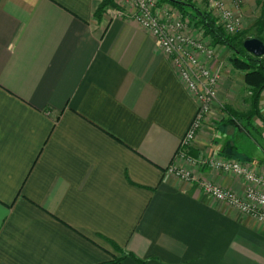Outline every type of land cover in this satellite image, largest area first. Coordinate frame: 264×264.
Returning <instances> with one entry per match:
<instances>
[{
    "label": "crops",
    "instance_id": "obj_1",
    "mask_svg": "<svg viewBox=\"0 0 264 264\" xmlns=\"http://www.w3.org/2000/svg\"><path fill=\"white\" fill-rule=\"evenodd\" d=\"M102 1L0 0V264H264V223L201 185L249 186L201 162L211 158L264 174V88L260 117L244 116L251 90L228 62L196 161L177 158L198 102L131 3L111 0L97 18ZM261 1L232 3L243 27ZM214 48L212 70L233 55Z\"/></svg>",
    "mask_w": 264,
    "mask_h": 264
},
{
    "label": "built area",
    "instance_id": "obj_2",
    "mask_svg": "<svg viewBox=\"0 0 264 264\" xmlns=\"http://www.w3.org/2000/svg\"><path fill=\"white\" fill-rule=\"evenodd\" d=\"M126 1L134 8V18L156 38L160 49L174 65L180 78L198 102L197 113L180 142V146H189L194 139L196 129L210 112L211 101L215 97L219 82V74L205 64L207 59H212L214 56V49L199 38H195L190 30V33L186 30L188 20L181 13L176 19L166 14L157 15L155 6L158 0ZM207 2L211 8L216 9L218 21L227 31H233L236 26L238 27L233 12L227 9L223 1L207 0ZM117 13L120 14L119 11ZM199 55L205 58L201 60ZM176 155H179V158L196 161L181 149H178ZM201 162H207L208 166L219 171L240 176L249 184L239 196L203 180L201 185L205 193L217 201L229 204L255 221L264 223V174L254 173L247 164L233 158L219 157ZM170 171L184 181L195 180V177L182 167L171 166Z\"/></svg>",
    "mask_w": 264,
    "mask_h": 264
},
{
    "label": "trees",
    "instance_id": "obj_3",
    "mask_svg": "<svg viewBox=\"0 0 264 264\" xmlns=\"http://www.w3.org/2000/svg\"><path fill=\"white\" fill-rule=\"evenodd\" d=\"M168 1L177 7L183 15L193 19L196 25H201L204 28V32L211 37L213 44H224L233 51V55L229 59L230 63L233 67L245 72L244 82L251 90V111L244 114V116H259L257 105L259 95L264 88V55L259 57L253 56L244 50L242 43L245 38L240 33L237 35L226 34L221 26L216 23L210 12L206 10H197L190 4L179 0ZM110 4L111 0H103L97 7L95 16L98 18ZM262 6L264 7V0H262ZM263 16L264 15L261 14L260 17L262 18ZM258 32L260 33V30ZM257 37L264 42V38L261 37L260 34L257 35ZM261 119L264 121L263 117H261ZM121 259L122 257L113 260L111 263L120 262Z\"/></svg>",
    "mask_w": 264,
    "mask_h": 264
},
{
    "label": "rangeland",
    "instance_id": "obj_4",
    "mask_svg": "<svg viewBox=\"0 0 264 264\" xmlns=\"http://www.w3.org/2000/svg\"><path fill=\"white\" fill-rule=\"evenodd\" d=\"M181 2H186L188 4H190L191 6L195 7L197 10H206L204 8H202V5H203V1L207 2V0H200L201 2H197L196 0H179ZM223 2H227V0H221ZM235 0H228V4L225 2V6L227 7V9H229L230 11L233 12L235 18L237 19L238 22V27L236 26L235 29L233 31H227L225 29V27L223 25H220L219 21H218V12L216 11V9L214 8H209V10H206L208 12H210V14L212 15V17L215 19L216 23L218 25L221 26L222 30L228 34V35H237V34H241L245 39L246 38H249V37H257V35L260 34L261 37L264 38V16L261 18H257L254 22H253V25L245 28L242 26V23H241V17L239 16V14H237L235 12V9L233 8L232 6V3H234ZM208 4V2H207ZM261 6H262V1H261ZM177 8V7H176ZM188 8V7H187ZM178 9V8H177ZM190 9V8H188ZM179 10V9H178ZM180 12V11H179ZM179 12H175V16L174 18L176 19L178 16L180 17V13ZM183 17H185L187 20H188V23H187V26H186V30L189 32V30L191 31V33H193V35L195 36V38L198 39V35L199 36V40L203 41L204 43H207L208 45H211L214 49V56H215V48H214V45H219V44H213L211 40L208 41V39H204L203 35L201 36V34H205L204 32V28L201 26V25H196L194 20L189 18L188 16H185L183 15ZM198 29L200 31H197L195 32V30ZM260 30V33L258 32ZM202 32V33H201ZM190 33V32H189ZM200 56V55H199ZM213 56V57H214ZM232 56V55H231ZM230 56V57H231ZM212 57V58H213ZM229 57V59H230ZM205 57L203 56H200V59L203 60ZM215 58V57H214ZM226 60V63L224 64H219L218 65V68L215 70L218 74H219V81H220V74L222 72V69H224L225 67H227V63L229 62L230 63V60ZM206 60V59H205ZM211 60V59H207L206 60V66L210 69L209 65H208V61ZM230 65L233 67V65L230 63ZM235 68V67H233ZM219 83V82H218ZM218 86V85H217ZM217 90V88H216ZM215 95H216V91H215ZM203 126V122L201 123V125L196 129L195 131V134H197V132L199 131V129H201V127ZM190 146H191V143L189 146H183V145H179V149H181V151H184L187 155L190 154ZM179 157V155H177V158Z\"/></svg>",
    "mask_w": 264,
    "mask_h": 264
},
{
    "label": "water",
    "instance_id": "obj_5",
    "mask_svg": "<svg viewBox=\"0 0 264 264\" xmlns=\"http://www.w3.org/2000/svg\"><path fill=\"white\" fill-rule=\"evenodd\" d=\"M242 46L244 50L253 56L264 55V42L258 37H249L243 40Z\"/></svg>",
    "mask_w": 264,
    "mask_h": 264
}]
</instances>
